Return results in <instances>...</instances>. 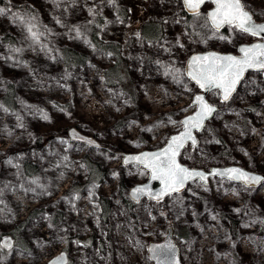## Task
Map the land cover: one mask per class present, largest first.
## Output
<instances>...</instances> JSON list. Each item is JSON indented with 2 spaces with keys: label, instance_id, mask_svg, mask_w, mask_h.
<instances>
[{
  "label": "rangeland",
  "instance_id": "rangeland-1",
  "mask_svg": "<svg viewBox=\"0 0 264 264\" xmlns=\"http://www.w3.org/2000/svg\"><path fill=\"white\" fill-rule=\"evenodd\" d=\"M7 1L0 14V264H48L61 251L68 264H153L149 247L170 228L184 264H264V183L247 188L196 180L182 193L160 202L145 198L132 208L123 198L150 176L141 165H124V154L163 146L195 110L200 89L185 74L189 55L237 53L254 36L234 26L225 33L210 29V4L186 22L182 0ZM242 1L264 22V0ZM96 15L105 19L101 38L122 47L123 62L111 79L117 58L97 49L82 29ZM148 20L163 22L158 42L141 38ZM62 46L84 54L86 62L67 68ZM10 83L13 109L2 101ZM208 97L220 109L181 161L264 173V71L250 72L226 103L219 90ZM72 126L101 146L72 141ZM26 161L38 167L37 177L24 174ZM88 162L104 172L98 185L89 182ZM101 198L109 202L107 217ZM6 235L14 247L2 246Z\"/></svg>",
  "mask_w": 264,
  "mask_h": 264
},
{
  "label": "snow or ice",
  "instance_id": "snow-or-ice-1",
  "mask_svg": "<svg viewBox=\"0 0 264 264\" xmlns=\"http://www.w3.org/2000/svg\"><path fill=\"white\" fill-rule=\"evenodd\" d=\"M183 2L194 16H199L198 10L205 0H183ZM213 2L216 4V9L209 13L206 19H210L211 27L214 30L218 31L223 25H229L252 36H260L264 33V24H257L253 21L252 14L245 10L242 0H213ZM4 12L5 10L0 8V14H4ZM28 31L32 33V37L35 39L37 34L32 31V27H29ZM240 51L243 53L242 58L218 56L215 53L208 56H194L189 65L194 70L188 74L202 89H223V99L227 101L246 68L264 69V44L241 48ZM195 103L199 106V111L195 116L181 122L185 126V130L178 136L172 137L166 148L157 153H144L142 157H129L125 161V163L128 160L139 161L151 170L152 179L161 181L164 188L158 194H151L154 199L159 200L165 194L179 191L189 178L206 179L203 173L190 171L180 166L175 159L179 149L184 146L186 141L192 140L195 143L192 137V128L202 127L204 119L215 111L211 105L204 101L202 96H196ZM213 174L228 176L230 179L241 180L246 184H255L261 180V177L250 175L240 169H228L225 172H214ZM135 191L143 193L145 188H137ZM152 251H157V249H152ZM158 252L168 258L167 264H172L170 257L174 255V248L164 245L160 246ZM162 264H164L163 261Z\"/></svg>",
  "mask_w": 264,
  "mask_h": 264
},
{
  "label": "water",
  "instance_id": "water-1",
  "mask_svg": "<svg viewBox=\"0 0 264 264\" xmlns=\"http://www.w3.org/2000/svg\"><path fill=\"white\" fill-rule=\"evenodd\" d=\"M242 3L244 4L243 1H242ZM182 4H183V7H184V10L186 11V13L189 14V15H193L192 11L189 10L184 5L183 0H182ZM208 4H210L211 6L207 10V17H208L209 13H211L212 11H214L216 9V4L213 2V0H205V2L200 6V8L198 10L199 12H201ZM244 6H245V4H244ZM245 10L249 11L252 14L253 21L255 23L264 24V22L256 20L254 18V16H253V13L249 9H247L245 7ZM208 21H209V23L211 25L210 19H208ZM226 26H228V25H223L218 31L222 30ZM260 36L263 38L260 41H254V42H250V43H243V44L239 45L238 53L222 52V51H217V50L196 51V52L191 53L189 55L187 61H186L185 74L189 78V80H191L193 83H195L199 87L200 91L195 93L194 96H193V99H192V105L195 106V110L192 113L183 116L181 121H184L185 119H187L189 117L195 116L196 113L199 111V106L195 103V97L196 96H202L204 98V101L207 104L211 105L215 109V111L210 116H208L206 119H204L202 127H200V128H192V137L194 138L195 143H193L192 140L186 141L184 143V146L179 149V152L176 155L175 159H176V162L180 166H182L184 168H187L190 171L203 173L204 176L206 177V179H201L200 177L189 178V179H187L185 181L183 187H181L179 189V191H173V192H170V194H165L159 200H157V199L152 198L151 194H158L164 188V185L161 183V181L152 179L151 170L149 168H146L143 164L139 163V161L128 160V162L125 163L126 159L129 158V157H136V156H141L142 157L144 153H157V152L162 151L171 142V138L172 137L178 136L180 133H182L185 130V126L182 124V129L180 131H178L177 133L172 134L169 137V139L167 140V142L163 146H161L159 148H156V149H146V150L139 151V152H131V153H125L124 154V157H123V160H122L124 165H141V166L145 167L149 171V174H150L148 181H146L144 183H138V184H136V185H134L133 187L130 188L129 196H130L131 200H133L134 202H139L142 199L147 198V199H150V200L155 201V202H160V201H163V200L167 199L169 196H171L173 194H178V193H182V192L186 191V189L189 186V184H191L192 182H194L196 180H200V181L204 182L205 184H208L211 179L219 178V179H223V180H230V181H232L233 183H236V184H243L247 188L259 187V186L262 185V183H264V173L255 172V171L249 170V169H247V168H245V167H243L241 165H238V164L213 165L210 168L205 169V168H199V167H190V166L184 164L181 161L182 154L188 147L191 146L192 148H195V147H197L200 144L199 133L206 127L207 123L215 116V114L220 109V106L218 104L213 103L209 99V97H208L209 94L212 91L219 90L220 93H221V102L222 103H226V102L230 101L233 98V96L236 94L239 86L244 81V79L246 78V76H247V74L249 72L264 71V69H261V68H246L245 71L243 72V74L241 75L240 79L236 83L235 89L231 92V94L229 96V99L227 101H225L223 99V89H220V88H212L211 90L202 89L196 83V81L193 80L191 78V76H189L188 73L190 71L194 70L193 68L189 67V65H190V63L192 61V58L194 56H208L211 53H215L218 56H235L237 58H242L243 57V53L240 51L241 48H250V47H252L255 44H264V33H262ZM68 136H69V138L72 141H74L76 143L90 145L92 147H100L101 146L100 142L94 136H91V135L83 133L76 126H72V127H70L68 129ZM228 169H240V170H242L244 172L249 173L250 175L261 177V180L259 182L255 183V184H251V183H247L246 184L245 182H243L241 180L230 179L228 176H222V175H219V174H213L214 172H216V173L225 172ZM137 188H145V192L138 193V192L135 191ZM1 244H2L3 247H5L7 249L12 248L15 245V239L11 235H6V236H4L1 239ZM164 245H169L172 248H174V255L170 257V259L172 260V264H184L183 260H182V256H181V249H180V247H179V245H178V243H177V241L175 239L174 230L172 228L169 229L165 239H163L162 241L156 242V243L152 244L149 247V256H150L151 262L153 264H162V261L164 262V264H167V259L168 258L160 255L159 252H158V249L160 248V246H164ZM152 249H157V251H152ZM68 263H69V255L65 251H61L58 254L54 255L48 262V264H68Z\"/></svg>",
  "mask_w": 264,
  "mask_h": 264
},
{
  "label": "trees",
  "instance_id": "trees-1",
  "mask_svg": "<svg viewBox=\"0 0 264 264\" xmlns=\"http://www.w3.org/2000/svg\"><path fill=\"white\" fill-rule=\"evenodd\" d=\"M0 7L1 8H8L9 7L8 1L7 0H0ZM20 8L21 9L22 8L27 9V10H29L30 13H34V9L29 5H21ZM117 13L119 16L126 18V13L124 11V8H120L119 10H117ZM181 14L183 17H185L186 22L190 21L192 18L195 17L194 15L187 14L184 9L182 10ZM104 22H105V19L102 15H96L94 18H92L88 22H86L83 25L82 29H83V33H84L85 37L94 46H96L97 49L111 53L117 58L118 63L114 67H112L108 70V77L109 78L111 77L112 74H113V76L117 77L118 71L120 69V65L123 62L122 51H121L122 47L120 44H118L116 42H106L101 38L100 33H101V29L104 25ZM208 25L210 28L211 25L209 23H208ZM225 31H226V28L221 30L220 32L225 33ZM140 34H141V38L143 40L150 41V42H158L164 34L163 22L162 21H154V20H148V21L144 22L141 26ZM4 40L7 41L8 43H11V42L15 43V40L10 36L5 37ZM58 51H59L60 55L63 57L64 62L67 65V68H72L76 65H80V64H83L86 62V56L84 54L74 50L71 47L62 46L58 49ZM180 71L184 72L183 66L180 69ZM108 82L111 84H115V79L114 80L112 79V81L109 80ZM6 89H7V93L4 96V98L2 99L3 104H5L9 108L13 109V108H15L14 85L11 83L6 84ZM88 165H89V169H90L89 182H91L92 184H96V185L100 184L102 179H103L104 172L100 169L99 165L94 163V162H88ZM22 169L24 170V174L27 177H37L39 175L38 167L30 161L24 162ZM123 198L127 202V204L129 205L130 208H132L135 205V202H133L131 200V198L128 196L127 193H125L123 195ZM98 203H99V205H101V207H103L104 212H105L104 216L107 217L109 215V202H108V200L101 198L100 201L98 199ZM234 229H235L234 234L236 235L237 224L235 222H234ZM179 234L183 235L180 232H179ZM183 236H187V235L184 234Z\"/></svg>",
  "mask_w": 264,
  "mask_h": 264
},
{
  "label": "flooded vegetation",
  "instance_id": "flooded-vegetation-1",
  "mask_svg": "<svg viewBox=\"0 0 264 264\" xmlns=\"http://www.w3.org/2000/svg\"><path fill=\"white\" fill-rule=\"evenodd\" d=\"M228 26H229V25H228ZM228 26L224 27L223 29L227 28ZM223 29H222V30H223ZM220 31H221V30H220ZM262 39H263V38H262L261 36H254V39H253L251 42H254V41H260V40H262ZM237 53H238V52H237ZM255 72H263V71H255ZM249 73H250V72H249ZM249 73H248V74H249ZM248 74H247V75H248ZM246 77H247V76H246ZM245 79H246V78H245ZM245 79H244V80H245ZM238 89H239V88H238ZM69 261H70V258H69Z\"/></svg>",
  "mask_w": 264,
  "mask_h": 264
}]
</instances>
